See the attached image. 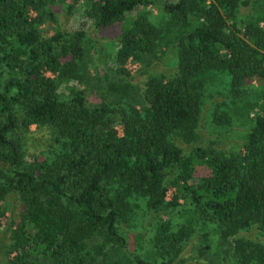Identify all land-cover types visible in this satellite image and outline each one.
<instances>
[{"label":"trees","instance_id":"obj_1","mask_svg":"<svg viewBox=\"0 0 264 264\" xmlns=\"http://www.w3.org/2000/svg\"><path fill=\"white\" fill-rule=\"evenodd\" d=\"M59 1L0 0V224L5 196L19 201L6 264H118L120 249H130L120 225L133 218L131 199L157 216L148 261L134 254V264L177 257L197 222L212 224L224 243L231 238L234 264H264L263 242L234 237L250 227L264 236V12L238 20L236 10L246 0H163L165 29L176 26L166 39L176 41L173 76L147 78L135 104L90 105L82 90L63 98L57 92V82L71 77L82 55L80 35L65 45L58 33H39ZM153 1L81 4L95 27L142 9L117 37L116 63L154 56L164 45L162 29L145 10ZM211 70L229 77L232 92L248 81L259 86L247 110L254 111L251 125L229 155L199 146L184 152L171 140H194L201 75ZM248 105L235 104V110ZM37 126L57 143L52 159L26 160L16 139L17 130ZM174 209L182 221L172 229L168 213Z\"/></svg>","mask_w":264,"mask_h":264},{"label":"rangeland","instance_id":"obj_2","mask_svg":"<svg viewBox=\"0 0 264 264\" xmlns=\"http://www.w3.org/2000/svg\"><path fill=\"white\" fill-rule=\"evenodd\" d=\"M84 0H62L51 7L52 19L46 17L40 26V36L47 38L51 34H60V44H70L75 35H80L81 57L74 59V69L71 77L57 82V92L60 98L67 96L71 90H82L90 105L97 103L111 104L128 102L135 104L139 101L143 84L149 77L168 78L176 71L177 53L176 41L173 34L176 26L167 24L166 17L161 9L163 0H155L149 8H145L153 23L162 29V47L158 48L154 56L142 60L129 61L119 64L114 61L117 46V37L122 29L127 27L133 11L121 21L110 26L95 27L93 22L85 17L82 10ZM247 4H239L236 10L238 20L257 17L264 12V0H246ZM144 10V11H145ZM170 28L172 31H168ZM180 31V29H179ZM2 80L6 75H1ZM203 87L200 96V106L197 115L195 138L190 142H183L177 137L171 138L176 145L187 152L191 147L199 146L210 152L229 155L238 150L243 142V135L250 127L249 118L253 110L247 115V110L256 104V92L259 86L253 81L246 82L239 91L232 92L228 86L229 77L218 71H208L201 75ZM248 107L242 111L235 110V104ZM255 106V105H254ZM16 139L30 160L33 156L52 159L57 143L53 140L52 133L43 126L19 129ZM135 204L134 215L131 221L122 223L120 229L128 239L129 250L120 249L118 264H134L132 255L146 259L145 250L149 249L147 243L152 233L153 225L157 220L155 213L146 208L141 199H131ZM5 217L0 224V264L7 263V248L10 243L11 220L18 214L19 201L15 194H8L4 198ZM169 224L175 229L182 219L177 211L171 210ZM185 240L180 255L165 258L162 263L155 264H234L230 254L231 238L226 243L217 238L212 232V224L201 226L199 222ZM137 237V242L132 239ZM234 237L261 241L264 246V236L255 228L250 227L237 232ZM228 243V244H227ZM129 254V255H128Z\"/></svg>","mask_w":264,"mask_h":264}]
</instances>
